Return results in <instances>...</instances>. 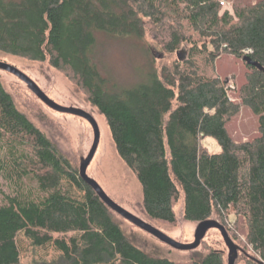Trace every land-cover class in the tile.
<instances>
[{"label": "trees", "instance_id": "1", "mask_svg": "<svg viewBox=\"0 0 264 264\" xmlns=\"http://www.w3.org/2000/svg\"><path fill=\"white\" fill-rule=\"evenodd\" d=\"M230 1L231 7L226 0H0V51L48 60L85 91L141 183L150 218L175 223V205L183 199L187 221L217 218L233 240L240 239L243 221L250 263L264 264V70L243 60L248 72L235 102L215 65L229 53L249 54L264 67V0ZM156 29L168 52L188 43L189 58L154 67L147 81L119 89L99 68V32L143 38L148 30L157 36ZM242 105L258 115V134L236 141L227 122ZM209 136L220 152L203 146ZM0 172L12 184L0 204V264L20 263L21 232L61 252L41 264L228 263L217 248L175 261L138 246L1 79Z\"/></svg>", "mask_w": 264, "mask_h": 264}, {"label": "rangeland", "instance_id": "2", "mask_svg": "<svg viewBox=\"0 0 264 264\" xmlns=\"http://www.w3.org/2000/svg\"><path fill=\"white\" fill-rule=\"evenodd\" d=\"M257 1L243 0L246 4H253ZM231 4L230 0H226L225 5L231 7ZM150 29L152 28L150 27ZM156 32L159 33L160 30L156 29ZM99 33L96 51L99 68L102 74L117 84L119 89L143 83L147 81L150 71L154 67L159 71L165 66L172 68L177 61L183 62L190 55L188 43L182 44L174 52L166 51L161 42L163 41L160 37L161 33L156 36L151 30H148L143 38L134 35L114 36L105 32ZM179 51L184 55V60L179 59ZM0 60L15 65L28 74L56 103L83 109L95 117L100 128V141L87 169V174L95 179L116 203L179 242L194 241L198 222L185 219L183 199H180L175 205V223L154 220L146 214L142 202L141 183L133 170L119 155L105 116L88 100L85 91L75 81L64 71L53 67L48 60L35 61L1 51ZM215 65L218 75L225 81L230 98L235 102H241L239 88L245 82L248 72L243 59L236 55L222 53ZM0 79L12 93L17 106L47 134L76 167L80 168L94 143V129L91 123L83 117L52 109L40 100L24 81L8 71L0 69ZM258 127V115L252 108L245 105H242L239 113L227 122L228 132L236 141L252 139L258 134ZM202 144L211 152L221 151V146L214 137L209 136L202 139ZM25 182L29 183L30 180L26 179ZM71 191L77 197L83 196V193L76 187ZM11 192V182L6 175L0 172V204L7 202L4 194ZM116 216L122 228L135 243L154 256L167 257L175 261H188L202 256L209 248H217L223 250L228 259L229 249L217 228L210 229L197 248L179 250L119 214ZM230 218L235 219L234 210L230 211ZM239 230L240 239H234V242L244 250L238 247L236 264H251L252 251L245 249L243 240L246 231L243 221L239 224ZM230 236L232 238L231 234ZM18 244L20 248L19 264L50 262L58 258L61 253L53 244L44 246L33 244L24 232L19 234Z\"/></svg>", "mask_w": 264, "mask_h": 264}, {"label": "water", "instance_id": "3", "mask_svg": "<svg viewBox=\"0 0 264 264\" xmlns=\"http://www.w3.org/2000/svg\"><path fill=\"white\" fill-rule=\"evenodd\" d=\"M178 56H179V59L181 60H184L185 58L182 52L180 51L178 52ZM243 60L251 65L258 67L261 70H264V67L258 61L253 60L249 54L244 55ZM0 69L8 71L16 75L17 77H19L22 81H24L29 86V88L34 92V94L40 100H42L45 104H47L52 109L59 111V112L74 114V115L83 117L91 123L94 129V143L92 145V148L88 156L82 161L80 168H79V172H80V176L89 185H91L95 189V191L98 193L101 199L110 208H112L120 216L124 217L125 219L133 223L134 225L147 231L148 233L157 237L158 239L170 245L171 247L179 249V250H192V249L197 248L201 244V241L204 239L207 232L212 228H217L221 232L223 239L229 249L227 264H236L238 246L236 245L234 240L229 235L227 228L218 220L205 219V220L198 222V225L195 230L194 241L189 242V243H182V242H179L173 239L172 237L164 233L162 230L155 227L153 224L139 218L138 216L134 215L133 213H131L130 211L126 210L125 208L120 206L118 203H116L106 193V191L101 187V185L95 179L91 178L87 174V169L94 158V155L97 151L99 141H100V128H99L98 122L95 119V117L83 109L75 108V107H67V106H63V105L56 103L43 91V89L28 74L20 70L15 65H12L10 63L0 60Z\"/></svg>", "mask_w": 264, "mask_h": 264}, {"label": "built area", "instance_id": "4", "mask_svg": "<svg viewBox=\"0 0 264 264\" xmlns=\"http://www.w3.org/2000/svg\"><path fill=\"white\" fill-rule=\"evenodd\" d=\"M224 2L222 1V4H223ZM251 51V49H249V50H247V52H250Z\"/></svg>", "mask_w": 264, "mask_h": 264}]
</instances>
